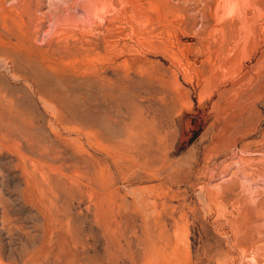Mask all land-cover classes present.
<instances>
[{
  "label": "rangeland",
  "instance_id": "obj_1",
  "mask_svg": "<svg viewBox=\"0 0 264 264\" xmlns=\"http://www.w3.org/2000/svg\"><path fill=\"white\" fill-rule=\"evenodd\" d=\"M0 264H264V0H0Z\"/></svg>",
  "mask_w": 264,
  "mask_h": 264
}]
</instances>
